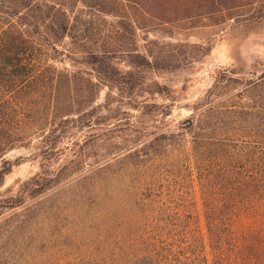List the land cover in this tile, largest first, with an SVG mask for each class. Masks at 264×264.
I'll return each mask as SVG.
<instances>
[{"label":"rangeland","instance_id":"rangeland-1","mask_svg":"<svg viewBox=\"0 0 264 264\" xmlns=\"http://www.w3.org/2000/svg\"><path fill=\"white\" fill-rule=\"evenodd\" d=\"M142 5L145 11L122 0L77 5L79 23L93 34L89 46L110 55L92 75L100 90L93 125H72L45 143L34 138L5 156L13 166L0 201L19 199L0 208V264H82L100 235L106 246L127 235V188L143 166H180L179 179L192 166L188 119L208 128L206 138L241 142L264 132V0ZM195 202L202 215L199 193Z\"/></svg>","mask_w":264,"mask_h":264},{"label":"trees","instance_id":"trees-1","mask_svg":"<svg viewBox=\"0 0 264 264\" xmlns=\"http://www.w3.org/2000/svg\"><path fill=\"white\" fill-rule=\"evenodd\" d=\"M122 1L143 11L142 4L154 2ZM79 2L85 0H0V185L13 166L5 159L12 150L34 138L45 143L72 125H93L100 90L92 75L110 55L89 46L93 34L77 19ZM60 57L74 70L61 69ZM187 122L193 159L182 167L185 176L178 178L180 166H143L127 188V235L117 233L108 246L100 235L82 264H264L263 130L239 142L206 138L201 121ZM196 193L202 215L196 213ZM17 199L0 201V208L16 207Z\"/></svg>","mask_w":264,"mask_h":264}]
</instances>
